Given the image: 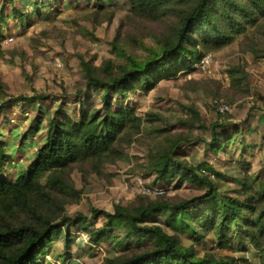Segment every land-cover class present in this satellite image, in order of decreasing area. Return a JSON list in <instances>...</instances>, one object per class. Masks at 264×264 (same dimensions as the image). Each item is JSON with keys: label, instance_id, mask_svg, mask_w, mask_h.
Instances as JSON below:
<instances>
[{"label": "rangeland", "instance_id": "obj_1", "mask_svg": "<svg viewBox=\"0 0 264 264\" xmlns=\"http://www.w3.org/2000/svg\"><path fill=\"white\" fill-rule=\"evenodd\" d=\"M246 2L250 4L249 0H233V5L247 9ZM95 3L93 0H52L48 11L37 16L28 14L32 8L30 3L24 6L20 0H0L6 13L13 6L27 8L22 9L26 13L23 23L18 19L8 20L5 38L0 41V140L8 143L7 147L15 146L11 164L3 169L4 176L14 179L23 170L27 164L25 158L33 151L30 144L38 142L43 134V131H34L37 124L32 122L39 105L49 112L61 105L62 112L70 114L80 107L102 108V90L82 94L85 78L79 58L99 69L108 60L117 65L122 61L117 59L111 45L117 39L130 55L143 60L157 49L159 42L170 37L177 20L175 13L182 9L175 4L163 18L150 21L133 15L129 0H111L104 10L97 11V21L114 14L112 20L98 25L91 14ZM235 11L234 7L229 11L222 5L212 15V27L223 34L224 42L216 49L198 46L203 57L209 58L206 68L194 66L164 77L149 91L111 95L113 108L129 106L152 121L142 122L140 134L124 145V154L105 163L97 173L82 174L76 169L71 173V182L79 195L67 194L59 200L65 203L69 214L86 216L94 235L106 219L104 216L92 219L93 208L112 212L114 205L131 207L139 198L163 196L179 201L205 191L190 183L179 185L176 177L158 181L150 173L151 156L153 159L180 133L189 135L190 139L188 145L176 152V157L219 172L220 176L211 177L217 181L221 193L244 198L249 194L240 187L241 176L245 174V181L247 177H264V15L253 7L242 13L249 14L247 18ZM216 102L228 103L230 110L220 114ZM187 105L198 109L199 119L187 110ZM190 120L195 124H185ZM215 122L239 127L244 137L237 136L235 144L215 154L208 149L212 138L218 136L213 127ZM253 127L258 128L256 133L251 131ZM242 137L245 141L240 146ZM152 221L161 223L172 234L165 224V212L151 215L147 223ZM123 232L117 228L107 230L104 242L94 244L87 233L76 228L66 233L63 228L40 262L99 264L123 252L117 244L118 239L124 241ZM179 236L198 256L233 257L239 264H258L252 249L237 248L234 236L233 247L218 245L210 235L201 241H195L187 232H180ZM67 237L70 239L66 248Z\"/></svg>", "mask_w": 264, "mask_h": 264}, {"label": "trees", "instance_id": "obj_2", "mask_svg": "<svg viewBox=\"0 0 264 264\" xmlns=\"http://www.w3.org/2000/svg\"><path fill=\"white\" fill-rule=\"evenodd\" d=\"M20 1L24 6L26 3L32 5L28 14L43 16L52 0ZM98 1L93 0L95 10L91 14L93 22L100 25L111 21L114 14L97 21V11L104 10L111 0ZM249 1L247 9H242V5H233V0H129L132 14L150 21L163 18L175 4L181 6L182 9L175 13L177 20L170 37L159 42L157 49L143 60L130 55L117 39L111 45L117 59L122 61L119 64L108 60L99 69L79 58L85 78L82 94L102 90V108L80 107L70 114L62 112L61 105L54 112L39 105L36 119L44 124L42 127L38 123L33 129L36 132L43 129L40 143L30 144L35 152L14 179L4 176L3 169L11 164L15 146L7 147L8 143L0 140V264H41L40 259L48 255V247L63 228L66 233L71 228L87 233L94 244L104 242L107 230L122 229L124 241L118 239L117 244L123 252L99 264H239L233 257L196 255L182 243L180 232L189 233L195 241L210 235L218 245L232 247L234 236L238 249H252L258 264H264V177H247L245 181V174L241 176L240 187L249 194L244 198L221 193L217 181L211 177L220 176L219 172L176 157V152L188 145L189 135L180 133L153 159L151 156L149 170L158 181L176 177L179 185L190 183L204 188L201 195L179 201L163 196L139 198L131 207L114 205L112 212L93 208L92 219L100 216L106 219L103 227L97 228L96 235L89 230L86 216L69 214L65 203L59 200L67 194L79 195L71 182L73 170L82 174L97 173L105 163L124 154V145L140 134L142 122L152 121L129 106L113 108L111 95L125 96L132 90L149 91L162 78L194 67L204 55L198 46L216 49L224 42L223 34L212 27V15L220 6L229 11L234 7L238 15L253 7L264 15V0ZM22 9L26 11L27 8L13 6L11 12L6 13L4 6H0V41L5 38L4 27L9 19L23 23L26 13ZM249 16L246 13L242 17ZM34 100L38 102L36 97ZM186 108L199 119L195 106L187 105ZM217 122L213 127L222 138L213 137L208 148L215 154L223 152L237 136L243 135L239 127ZM185 124L192 126L195 121ZM243 137L240 146L244 144ZM158 212H165V224L172 234L157 221L147 223L149 217ZM69 239L66 238V248ZM145 241L149 244L144 245Z\"/></svg>", "mask_w": 264, "mask_h": 264}, {"label": "built area", "instance_id": "obj_3", "mask_svg": "<svg viewBox=\"0 0 264 264\" xmlns=\"http://www.w3.org/2000/svg\"><path fill=\"white\" fill-rule=\"evenodd\" d=\"M9 40V39H8ZM7 40V41H8ZM209 62L208 57H203L198 64L195 65V67L199 68H206L207 64ZM217 106L216 109L220 114H224L230 110V105L226 102H216Z\"/></svg>", "mask_w": 264, "mask_h": 264}, {"label": "crops", "instance_id": "obj_4", "mask_svg": "<svg viewBox=\"0 0 264 264\" xmlns=\"http://www.w3.org/2000/svg\"><path fill=\"white\" fill-rule=\"evenodd\" d=\"M37 113V112H36ZM41 119H36V118H34L33 119V123H35V124H38L39 123V121H40ZM261 121L263 122V120L261 119ZM41 122H42V120H41ZM39 123V124H41L40 126H42L43 127V124H44V122L43 123ZM261 125V124H260ZM253 129V130H252ZM39 131H43V129H40ZM251 131L252 132H254V133H256L257 131H258V128L256 129L255 127H253V128H251ZM241 135H239L238 137H240ZM217 138H222V137H220V136H217ZM237 138V137H236ZM236 138H235V141H233V142H231V143H229L230 145L229 146H231L232 144H235V142H236ZM39 143H40V139H39V141H38ZM11 144H13V141H12V143ZM33 145H35V144H33ZM38 145V144H37ZM37 147V146H36ZM33 149V148H32ZM35 152V149H33V151L29 154V156L28 157H26L25 158V161L27 162V159L28 158H30V157H32V155H33V153ZM13 156V155H12ZM24 169V168H23ZM65 263H67V261H65Z\"/></svg>", "mask_w": 264, "mask_h": 264}]
</instances>
